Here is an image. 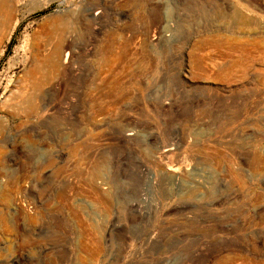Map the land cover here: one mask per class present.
<instances>
[{"label": "rangeland", "instance_id": "obj_1", "mask_svg": "<svg viewBox=\"0 0 264 264\" xmlns=\"http://www.w3.org/2000/svg\"><path fill=\"white\" fill-rule=\"evenodd\" d=\"M256 1L0 0V264H264Z\"/></svg>", "mask_w": 264, "mask_h": 264}, {"label": "bare ground", "instance_id": "obj_2", "mask_svg": "<svg viewBox=\"0 0 264 264\" xmlns=\"http://www.w3.org/2000/svg\"><path fill=\"white\" fill-rule=\"evenodd\" d=\"M257 6L259 7L260 10L264 9V3H262L260 0L256 1ZM264 11V10H262ZM97 14V13H96ZM95 14V15H96ZM239 18L240 22H242V17L239 15L238 10L234 9L233 12L231 13V17L230 20ZM258 40L256 41L255 44L251 45L252 51L254 53L255 57L260 63H264V27H262V24L258 22ZM216 31V30H215ZM217 33H220L217 32ZM236 34V32L234 31L232 33V35ZM215 35V34H214ZM216 37V36H215ZM213 37V38H215ZM221 36H218L217 40L219 41V44H215V46H220L222 44H226V47H229L230 50L237 52L239 55H241V57L243 56L244 58H246L247 56H249V50L251 48L244 46L242 43H240L237 39L233 38L231 40H225L222 41ZM213 41L216 39H212ZM214 43V42H213ZM212 44V43H211ZM223 46V45H222ZM219 49V48H218ZM65 51V50H64ZM67 52V50H66ZM52 53V52H51ZM66 55L63 56V54L61 53V51L55 50V52L53 54H51V57L48 59L47 62H50L53 66H55L56 68H62V69H66L68 66V62L70 59V52L65 53ZM252 56V55H251ZM125 58V57H124ZM234 58V57H233ZM236 58V57H235ZM123 59V58H122ZM250 59V58H249ZM239 60V59H238ZM42 69V68H41ZM53 72V70H52ZM39 73V72H38ZM68 73V72H67ZM76 74V73H75ZM53 75V74H52ZM47 77V76H46ZM39 80V79H38ZM40 82V81H39ZM47 82V81H46ZM59 84V83H58ZM132 134H128V136H130ZM125 136V134H124ZM260 155V154H259ZM257 161V160H256ZM22 175V174H21ZM23 176V175H22Z\"/></svg>", "mask_w": 264, "mask_h": 264}]
</instances>
